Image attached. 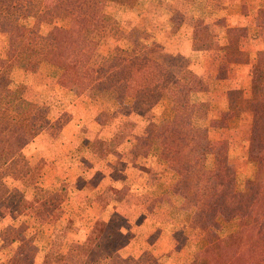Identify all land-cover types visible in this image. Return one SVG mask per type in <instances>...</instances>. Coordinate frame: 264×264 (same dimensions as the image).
I'll list each match as a JSON object with an SVG mask.
<instances>
[{
  "label": "rangeland",
  "instance_id": "obj_1",
  "mask_svg": "<svg viewBox=\"0 0 264 264\" xmlns=\"http://www.w3.org/2000/svg\"><path fill=\"white\" fill-rule=\"evenodd\" d=\"M139 1L136 12L104 26L98 53H121L138 35L142 42L161 46L158 63H172L199 79H186L178 103L163 96L142 112L140 105L150 95L126 96V107L119 109L107 90H79L65 74L64 57L10 59L4 74L30 88L27 98L37 96L50 108L48 123L21 150L34 167L33 180L22 184L19 171L2 177L4 186L19 194L14 202L19 216L0 217V264H9L15 249L2 233L10 236L20 221L32 225L37 246L32 264H59L66 251L79 249L90 228L105 225L104 209L124 216L128 241L123 250L129 254L126 248H139L132 256L138 264H145L147 248H158V264H225L230 242L256 233L229 217L240 208L225 213L216 207L221 199L211 194V181L219 172L233 175L239 190L261 182L258 197L264 201V23L257 26L249 12V5L257 12L261 0ZM56 27L68 32L66 20ZM6 49L0 34L1 58ZM227 65L235 68L227 70ZM252 79L260 87L251 85ZM248 88L256 90L242 93ZM19 103L13 87L0 90V105ZM68 110L72 113H65L61 124L51 123ZM93 131L106 135L105 142L98 138L101 150L108 137L119 145L91 156ZM52 192L60 208L54 226L63 228L53 249L48 248L51 225L35 223L24 210L28 201L39 202Z\"/></svg>",
  "mask_w": 264,
  "mask_h": 264
},
{
  "label": "trees",
  "instance_id": "obj_2",
  "mask_svg": "<svg viewBox=\"0 0 264 264\" xmlns=\"http://www.w3.org/2000/svg\"><path fill=\"white\" fill-rule=\"evenodd\" d=\"M260 2L259 10L264 7V0ZM139 3V0H49L45 6V0H0V34L7 40L6 56L0 57V90L13 87V91L20 96V103L14 108L0 105V217L6 214L19 216L14 209L19 194L7 189L2 177L19 171L23 177L22 184L33 180L34 167L27 164L21 150L48 123L50 108V102L38 100L37 96H34L35 99L27 98L25 93L28 90L31 92L30 88L23 83L14 84L4 74L10 59L27 62L32 57L41 58L45 54L64 57L65 74L79 90L89 87L107 90L114 96L119 109L126 107V96L139 100L150 95V101L140 105L142 112L163 96L178 103V93L186 85V79L193 82L199 79L191 71L173 68L172 63H158L155 56L161 46L142 42L138 35L121 53L109 56L98 53L104 26L117 21L127 11L136 12ZM258 9L256 12L253 5H249V12L260 27L264 23V11ZM62 20L68 23L67 33L56 27ZM226 67L231 71L235 68L234 65ZM179 80L181 85L177 87L175 82ZM251 81V85L260 87L258 81ZM169 85L174 87L173 90L169 89ZM235 86L243 84L237 82ZM65 113L69 115L72 112L62 111L51 123L61 124ZM93 132L97 134L88 141L91 156H98L101 151L111 153L119 145L113 137L107 136L108 146L101 150V145L96 144L99 140L105 142L106 135L101 131ZM211 184V194L221 199L216 207H224L225 213L229 209L240 208L239 213L230 214L229 217L238 226H249L256 231L252 237L230 242L233 249L225 264H264V201L258 197L263 184L258 182L239 190L233 175L219 172ZM55 199L56 194L52 192L41 201L30 200L24 206L35 223L51 225L48 248L52 249L58 248V240L63 232L62 227L54 226L60 217V208ZM227 199L229 204L223 203ZM104 211L108 216L105 225L90 228L79 249L76 252L66 251L59 264H138L136 261L133 263V257L123 250L128 241L126 230L122 228L124 216L111 209ZM31 228L32 225L20 221L13 227L10 236L2 233L4 238L8 237L9 243H15L9 264H32L37 246L32 239ZM208 242L211 245V241Z\"/></svg>",
  "mask_w": 264,
  "mask_h": 264
},
{
  "label": "crops",
  "instance_id": "obj_3",
  "mask_svg": "<svg viewBox=\"0 0 264 264\" xmlns=\"http://www.w3.org/2000/svg\"><path fill=\"white\" fill-rule=\"evenodd\" d=\"M250 90H256L255 88H248V89H243L242 93H245L246 91H250ZM232 91H235V89H232ZM239 93V92H237ZM248 114L243 113V118H246ZM249 117V116H248ZM250 122V120H249ZM249 122L247 123L249 125ZM247 125V126H248ZM249 132V130H248ZM129 251V254H131V256H133V254L138 251L139 252V248H126ZM160 251L163 253H167L169 251V248H161ZM146 256L144 257L145 260V264H158L159 262V250L158 248H147L146 251Z\"/></svg>",
  "mask_w": 264,
  "mask_h": 264
}]
</instances>
